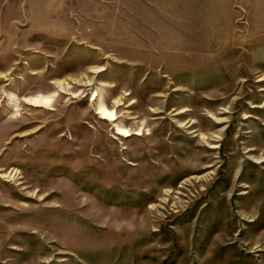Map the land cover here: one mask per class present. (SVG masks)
<instances>
[{
  "label": "rangeland",
  "instance_id": "obj_1",
  "mask_svg": "<svg viewBox=\"0 0 264 264\" xmlns=\"http://www.w3.org/2000/svg\"><path fill=\"white\" fill-rule=\"evenodd\" d=\"M0 264H264V0H0Z\"/></svg>",
  "mask_w": 264,
  "mask_h": 264
},
{
  "label": "bare ground",
  "instance_id": "obj_2",
  "mask_svg": "<svg viewBox=\"0 0 264 264\" xmlns=\"http://www.w3.org/2000/svg\"><path fill=\"white\" fill-rule=\"evenodd\" d=\"M100 112L101 114L105 117V118H111L112 115L107 111V109L104 106H100ZM123 133H126L125 131H123Z\"/></svg>",
  "mask_w": 264,
  "mask_h": 264
}]
</instances>
